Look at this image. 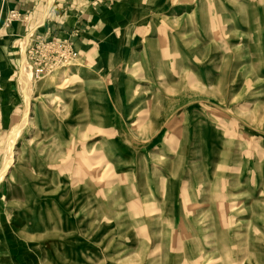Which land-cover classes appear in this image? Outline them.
<instances>
[{
    "label": "rangeland",
    "instance_id": "1",
    "mask_svg": "<svg viewBox=\"0 0 264 264\" xmlns=\"http://www.w3.org/2000/svg\"><path fill=\"white\" fill-rule=\"evenodd\" d=\"M139 27L105 79L35 24L21 38L33 92L0 182V264H264V0H163ZM37 35L68 47L40 80Z\"/></svg>",
    "mask_w": 264,
    "mask_h": 264
},
{
    "label": "crops",
    "instance_id": "2",
    "mask_svg": "<svg viewBox=\"0 0 264 264\" xmlns=\"http://www.w3.org/2000/svg\"><path fill=\"white\" fill-rule=\"evenodd\" d=\"M162 1L53 0L48 8V0H0V134L17 117L13 111L20 98L23 54L27 58L21 38L28 27L35 24L40 33L71 42L87 72L105 79L120 62L130 61L127 52L140 32V21ZM12 10L27 19L5 26Z\"/></svg>",
    "mask_w": 264,
    "mask_h": 264
},
{
    "label": "bare ground",
    "instance_id": "3",
    "mask_svg": "<svg viewBox=\"0 0 264 264\" xmlns=\"http://www.w3.org/2000/svg\"><path fill=\"white\" fill-rule=\"evenodd\" d=\"M52 2H53V0H50V5L52 4ZM27 42H28V36L25 37L24 40H23V53L25 51ZM23 62L24 63L22 65L23 68H22V72H21V76H20V82H21V88H22V91H23V94H24L23 95L24 96V115H23L22 120L20 122H18L17 124H15L13 126V128L11 129V131L9 132V147H10V149L8 151V154H7L6 163L2 167V169H1L2 171H0V182L3 180L4 175H5L6 171L8 170V168H9V166L11 164V161L13 162V155H14L13 154V146H14V144H15V142H16V140H17V138H18V136H19L22 128L28 122V117H29V111H30L29 108H30V103H31V99H32V92H33V87H32L33 86V81H32V73H31V70L28 69V62H27V58H26L25 54H23ZM78 73H80V72L76 71L75 73H73V76L72 77H77L78 76ZM64 77H65V75H64ZM70 78H71V76H70ZM53 79H54V81H52V82L55 83L56 80L59 79V74L58 75H54V77L52 78V80ZM74 80H76V79H74ZM69 81H70V79H69ZM153 217L155 219L152 221V226H158V225H160L161 224V218H160V216L159 215H155V216L153 215ZM154 233L156 235L158 234L159 237H162V235L165 234L164 231H163V228H160V227H158L157 230L154 231ZM141 234H144V233L141 232ZM156 247L159 248L160 246H156ZM226 249H227V251H229V248L228 247H226ZM152 255H154V251H153V254ZM196 257H197V262H196L197 264H201V262L206 261V259L208 258V256H203V254L197 255ZM159 258H160L159 255H154L151 261L152 262H156V261L159 260ZM242 259H241V263H240V261H233L232 264H243L244 263V259H243V261H242Z\"/></svg>",
    "mask_w": 264,
    "mask_h": 264
},
{
    "label": "built area",
    "instance_id": "4",
    "mask_svg": "<svg viewBox=\"0 0 264 264\" xmlns=\"http://www.w3.org/2000/svg\"><path fill=\"white\" fill-rule=\"evenodd\" d=\"M27 17V15L22 14L17 10H12L6 17L4 24L5 26H10L14 22L27 19ZM57 40L58 39H53V37L40 35H37L31 39V45L28 48V54L29 59L33 64L32 68L35 80H40L47 72L55 67L58 55H60L62 58L67 54L68 47L66 43H64L62 46H58V44H56ZM56 47L60 48L57 49ZM61 50L64 52L60 53L59 51Z\"/></svg>",
    "mask_w": 264,
    "mask_h": 264
}]
</instances>
